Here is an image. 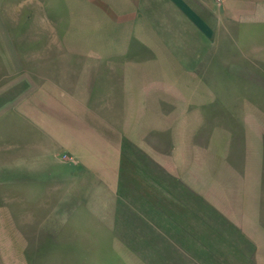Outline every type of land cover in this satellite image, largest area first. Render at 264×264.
Here are the masks:
<instances>
[{"label":"rangeland","instance_id":"rangeland-1","mask_svg":"<svg viewBox=\"0 0 264 264\" xmlns=\"http://www.w3.org/2000/svg\"><path fill=\"white\" fill-rule=\"evenodd\" d=\"M185 4L0 0V264H264V0Z\"/></svg>","mask_w":264,"mask_h":264},{"label":"crops","instance_id":"crops-1","mask_svg":"<svg viewBox=\"0 0 264 264\" xmlns=\"http://www.w3.org/2000/svg\"><path fill=\"white\" fill-rule=\"evenodd\" d=\"M181 1H183L184 3H186L185 5H184V7L186 8V6L188 5L190 8H194V9H196V11H197V13H199L200 14V12H199V10H201V8L203 7L202 6V4H203V2H204V0H181ZM215 5V4H214ZM207 6H208V9L210 8V10H211V12H213L212 11V8H213V2L212 1H209V4H207ZM181 7V6H180ZM82 79V78H81ZM82 81H83V79H82ZM82 84V83H81ZM41 94V88H38V89H36V91H35V95L36 94ZM21 110H23V109H21L20 108V111ZM23 119H27V117H26V114H24L23 115ZM81 119V118H80ZM79 119V120H80ZM92 135H90V137H89V140H88V142L90 143V144H92V145H95V144H97L98 145V150L99 151H101V157L100 158H102L101 160H102V163H103V166L102 167H108V170H107V172H108V175H104V176H106V178H104V179H102L103 177L101 176V184H106L105 186H106V189H108V188H112V186L113 185H115V187H116V185L118 186V184H119V167L117 166V164H111V163H108V159H107V154H106V134L105 133H103V134H101V132H98V131H94V132H92L91 133ZM84 144H85V142L86 141H84V139H83V141H82ZM101 144H102V150H101ZM71 150L72 151H74V149L73 148H71ZM94 151V150H93ZM104 154V155H103ZM77 156H81V155H77ZM84 156H82V158L80 159V161L83 163H85V162H87V161H84V158H83ZM89 158H86V160H88ZM91 159V158H90ZM90 159H89V161H90ZM91 162V161H90ZM90 166H92L93 167V165H91V163H88ZM88 164H83V165H88ZM88 165V166H89ZM106 167V168H107ZM106 172V173H107ZM87 175V174H86ZM88 176V175H87ZM90 176V175H89ZM90 177H95V176H90ZM100 177V176H99ZM104 189H105V187H104ZM117 195V194H116ZM117 197H114V199H116Z\"/></svg>","mask_w":264,"mask_h":264}]
</instances>
